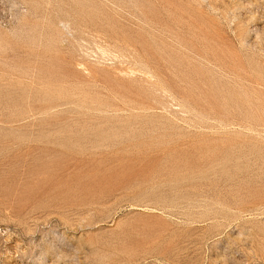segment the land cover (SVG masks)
I'll use <instances>...</instances> for the list:
<instances>
[{"label":"rangeland","instance_id":"obj_1","mask_svg":"<svg viewBox=\"0 0 264 264\" xmlns=\"http://www.w3.org/2000/svg\"><path fill=\"white\" fill-rule=\"evenodd\" d=\"M0 264H264V0H0Z\"/></svg>","mask_w":264,"mask_h":264}]
</instances>
